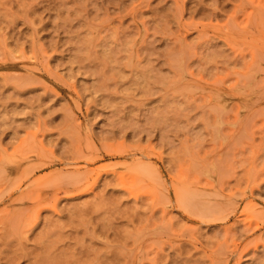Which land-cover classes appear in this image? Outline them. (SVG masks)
I'll list each match as a JSON object with an SVG mask.
<instances>
[{"label": "rangeland", "instance_id": "obj_1", "mask_svg": "<svg viewBox=\"0 0 264 264\" xmlns=\"http://www.w3.org/2000/svg\"><path fill=\"white\" fill-rule=\"evenodd\" d=\"M0 264H264V0H0Z\"/></svg>", "mask_w": 264, "mask_h": 264}, {"label": "bare ground", "instance_id": "obj_2", "mask_svg": "<svg viewBox=\"0 0 264 264\" xmlns=\"http://www.w3.org/2000/svg\"><path fill=\"white\" fill-rule=\"evenodd\" d=\"M8 165V168H9V170H10V172H12L15 168H14V166L12 165V164H7ZM7 167V166H6Z\"/></svg>", "mask_w": 264, "mask_h": 264}]
</instances>
